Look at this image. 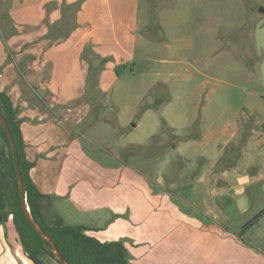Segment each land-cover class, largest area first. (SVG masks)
<instances>
[{
  "label": "rangeland",
  "instance_id": "rangeland-1",
  "mask_svg": "<svg viewBox=\"0 0 264 264\" xmlns=\"http://www.w3.org/2000/svg\"><path fill=\"white\" fill-rule=\"evenodd\" d=\"M261 8L264 0H139V39L132 59L104 81V95L89 98V112L72 130L86 153L74 154L81 163L78 175L109 172L105 188L119 192L115 197L107 192L102 204L96 195L91 199V194H83L84 185L96 189L102 179L92 176L91 182L81 178L70 183L76 177L68 160L62 174L67 183L61 188L64 193L40 201L49 223L62 219L65 224L99 227L89 234L101 242L119 240L122 234L137 235L144 242L136 246V264H213L210 249L220 242L215 234L230 231L242 236L235 240L241 247L231 246L233 257L264 259V215L241 231L242 224L264 207V191L257 184L248 187L243 193L244 209L232 190L221 191L230 182L222 159L229 147L207 140L213 132L223 142L219 128L231 130L233 120H240L252 106L264 112ZM213 146L222 150L217 162L211 157ZM0 148L5 150L1 135ZM125 149L137 155L124 156ZM260 151L264 154V147ZM242 163L238 157L235 167ZM130 173L137 179L122 176ZM127 183L148 184L155 193L169 188L171 202L179 210L180 235L175 231L162 237L165 224L158 218L156 229L150 225L134 229L135 222L129 218L134 193L124 186ZM117 205L123 207L125 221L114 226L112 213ZM11 219L0 226L7 243L9 239L10 257L18 251L21 264H32ZM202 227L213 230L210 236ZM166 229L170 231L171 226ZM41 259L43 264H59L48 254Z\"/></svg>",
  "mask_w": 264,
  "mask_h": 264
},
{
  "label": "crops",
  "instance_id": "crops-1",
  "mask_svg": "<svg viewBox=\"0 0 264 264\" xmlns=\"http://www.w3.org/2000/svg\"><path fill=\"white\" fill-rule=\"evenodd\" d=\"M77 1H80V6L75 12L64 7ZM139 27V0H0V91L9 95L17 111L24 155L33 162L30 177L37 189L46 195L41 200L64 193L61 188L67 183L62 174L68 160H72L68 166L76 177L70 183L75 184L81 178L88 182L93 177H97L94 179L97 181L102 179L103 183L98 184L96 189L84 185L83 194H91V199L96 195L102 204L107 192L114 197L119 192L115 187L106 190L104 180L110 177L109 172L91 171L92 175H78L81 163L74 159V154L84 156L86 153L72 130L89 112V98L95 93H106L104 81L115 74V67H127L126 63L132 59L139 39ZM89 47L93 55L85 54V49ZM94 54L108 60L99 72L97 87L91 89L87 86V76L90 63L93 66L98 63ZM263 113L252 106L240 120H233L231 130L219 128L225 137L223 142L221 136L215 137L217 135L213 132L207 138L209 143L214 140L229 147L222 159L227 181L230 182L221 191L232 190L242 209L246 201L243 193L248 187L257 184L264 191V154L260 151V146L264 147ZM199 138H204L202 130ZM211 151V157L217 162L222 150H215L213 146ZM237 156L243 160L240 167H235ZM259 158L261 162H258ZM126 175L137 179V175L132 173L122 176ZM159 185L165 187L161 182ZM124 186H130L134 193L132 202H129V218L135 222L134 229L145 225L156 229L158 218L160 224H165L162 237L175 231L180 235L179 210L171 202L173 192L169 188L155 193L148 184L138 186L127 183ZM123 213V207L117 205L112 213L114 226L125 221L121 216ZM151 219L154 222L149 224ZM250 219L242 224L241 231L247 229ZM81 225L86 227L85 233L89 236H92L89 234L91 230L99 228L87 223ZM169 226L170 231L166 229ZM202 229H206L205 236H210L213 231ZM237 234L236 231L215 234L220 242L215 243L216 248L210 249V255L215 259L213 264H264V259L260 258L243 261L233 257L231 246L242 245L235 241L240 237ZM4 237L5 234L0 233V264H21L18 251L10 257L9 239L7 243ZM125 238L129 239L125 246L130 252V264H136L139 259L136 246L144 241L137 235L130 237L122 234L119 239ZM219 256L227 257L220 261Z\"/></svg>",
  "mask_w": 264,
  "mask_h": 264
},
{
  "label": "trees",
  "instance_id": "trees-1",
  "mask_svg": "<svg viewBox=\"0 0 264 264\" xmlns=\"http://www.w3.org/2000/svg\"><path fill=\"white\" fill-rule=\"evenodd\" d=\"M80 1L64 6L74 12L79 8ZM63 7V9H64ZM75 23H73V26ZM85 54L93 55L91 48L85 49ZM85 56V55H84ZM98 58L96 66L89 65L87 86L97 87V79L100 70L107 62V57ZM125 68V65L115 67V73ZM0 113L5 119L11 131L17 149L20 174L23 182L25 199L34 221L51 238L61 256L68 264H130V255L124 244V239L101 242L85 233L86 227L81 224H65L62 219L49 223L42 211V194L33 183L29 170L33 162L28 161L24 155V142L19 128V119L13 102L5 91H0ZM197 122L192 125L196 128ZM0 135L5 143L0 148V224L4 225L10 216L12 225L19 239L24 255L33 263L42 264V256L48 254L55 258L50 250V244L44 240L32 227L25 216L19 194L18 181L13 162L12 151L0 124ZM198 133H196L195 137ZM133 152V151H132ZM135 152V151H134ZM123 150L124 156H136L137 154ZM127 162V160H125ZM264 215V207L248 222L247 227L257 222Z\"/></svg>",
  "mask_w": 264,
  "mask_h": 264
},
{
  "label": "water",
  "instance_id": "water-1",
  "mask_svg": "<svg viewBox=\"0 0 264 264\" xmlns=\"http://www.w3.org/2000/svg\"><path fill=\"white\" fill-rule=\"evenodd\" d=\"M260 11H264L263 8L260 9ZM0 124L5 132V135L8 139L11 151H12V156H13V162H14V167L16 171V177L18 181V187H19V194L21 198V203L23 205V210L25 213L26 218L28 219L29 223L32 225L33 229L44 239L50 244V250L53 254V256L59 261L60 264H68V262L61 256V253L57 250L55 244L51 240V238L40 228V226L34 221L29 207L27 205V201L25 199V194H24V189H23V182H22V177L20 174V169H19V163H18V156H17V149L16 145L14 143L11 131L9 130V127L3 118V116L0 113ZM135 124H133L134 126ZM1 220V217H0Z\"/></svg>",
  "mask_w": 264,
  "mask_h": 264
},
{
  "label": "flooded vegetation",
  "instance_id": "flooded-vegetation-1",
  "mask_svg": "<svg viewBox=\"0 0 264 264\" xmlns=\"http://www.w3.org/2000/svg\"><path fill=\"white\" fill-rule=\"evenodd\" d=\"M56 261H57V259L56 258H54ZM30 260V259H29ZM31 261V260H30ZM43 262V261H42ZM58 263H59V261H57ZM31 263L32 264H37V263H33L32 261H31ZM43 264V263H42ZM60 264V263H59Z\"/></svg>",
  "mask_w": 264,
  "mask_h": 264
}]
</instances>
